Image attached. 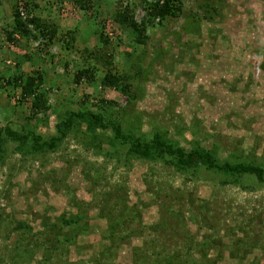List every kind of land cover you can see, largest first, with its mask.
Returning <instances> with one entry per match:
<instances>
[{"label":"rangeland","instance_id":"obj_1","mask_svg":"<svg viewBox=\"0 0 264 264\" xmlns=\"http://www.w3.org/2000/svg\"><path fill=\"white\" fill-rule=\"evenodd\" d=\"M181 1L185 12H197L195 0ZM12 3L0 0V40L1 30L8 29ZM17 5L23 6V0ZM98 7L96 20L101 21L110 7L104 0ZM220 8L221 17L214 16L213 24L197 12L196 34L180 32L182 17L146 32L149 41L141 63L145 75L131 86L138 96L131 104L110 89L68 84L56 57L50 61L32 53L37 41L28 42L26 50L1 45L2 75L42 71L47 77L38 88L51 89L46 92L48 102L63 98L71 105L63 109L53 104L57 113L50 109L32 117L30 98L19 102V88L6 86L0 90V126L7 120L17 130L31 129L47 140L57 135L55 123L63 112L77 110L84 96L91 102L102 98L113 102L114 114L87 110L101 114L104 122L118 120L125 130H137L139 122L135 134L166 132L185 149L203 146L213 151L218 163L260 165L264 175V0H224ZM33 11L59 32L75 30L89 46L95 43L93 29L69 2L47 0ZM108 26L116 27L113 22ZM174 32H180L178 39ZM115 33L122 41L113 47L112 61L118 71H126L137 51L128 46L127 33ZM105 34L116 44L111 32ZM58 48L52 46L50 54ZM24 53L30 59H24ZM75 65L69 62L67 70ZM72 122L49 151L26 153L16 143H3L1 264L11 259L18 264H134L144 242L146 252L180 249L184 264H264V185L252 176L233 177L198 165L177 171L163 160H135L124 148L114 152L109 128L89 131L85 121ZM77 218L76 225L63 223ZM112 223H117L114 236L122 238L103 256ZM157 224L161 236L149 230ZM56 236L59 243L45 251L42 244Z\"/></svg>","mask_w":264,"mask_h":264},{"label":"trees","instance_id":"obj_2","mask_svg":"<svg viewBox=\"0 0 264 264\" xmlns=\"http://www.w3.org/2000/svg\"><path fill=\"white\" fill-rule=\"evenodd\" d=\"M58 4L64 1L69 2L78 13L82 16V20L88 24L92 30V36L95 43L89 46L82 39L81 35L75 30L67 32H59L58 27L53 23L47 22L45 19H40L37 15L39 12L33 10L39 9L41 3L47 5V0H23V6H18L19 0H13L10 5V19L7 22L8 29L1 30L3 32L4 40L7 46L26 50L28 42L37 41L36 47L32 53L40 55V58L49 57L53 61L54 57L56 65H61L67 75L66 81L68 84L79 85L85 84L92 86L94 91H102L106 89L113 90L126 98L127 103L131 104L138 100V96L131 90V86H135L138 81L144 78L145 72L142 73L141 63L144 59V46L148 43L149 37L146 32L153 29L156 25H161L163 22L183 18L184 22L181 24L180 32L184 34H196L199 32L200 19H198L199 11L202 12L203 18L208 24H213L214 16H220L221 1L224 0H195V11L185 12L181 0H104V3L110 7L101 21L96 20L98 12V4L100 0H56ZM197 2V3H196ZM19 8L25 10L23 16H20ZM140 12L139 18L135 17V13ZM109 22H113L116 27H109ZM111 32L115 37L116 44L111 43L109 37L105 32ZM127 33V43L133 45V50L136 52L135 62L129 61L127 58L123 61L128 62L126 71H118L117 64L113 63V47L120 44L121 38L115 33ZM180 32H174L178 39ZM17 37H16V36ZM19 39H24V43L19 42ZM59 44L58 52L54 55L50 54L49 50L52 46ZM151 45H154L151 43ZM138 46L143 47L142 50H137ZM31 51V49H30ZM129 56V52H125ZM159 55V53H157ZM24 59H30L28 53L22 54ZM74 57V59L72 58ZM69 62L76 64L74 69L70 72L67 70ZM132 71L128 74L129 70ZM47 77L42 71L32 69V72L27 74H12L2 75L0 73V90L6 86L19 88V98L17 101L23 102L30 98L29 112L32 117L37 114L44 113L50 109L56 110L53 104H57L60 108H68L71 102L64 101L63 98L58 100L55 98V103L50 104L46 92L51 89L39 91V86ZM142 81V80H141ZM66 85V84H64ZM63 86V85H62ZM59 89V86H57ZM66 90V89H64ZM89 96H84L80 102V107L77 110H67L63 112L59 120L55 123V133L57 135L51 136L47 140L35 134L33 130L14 127L10 122H3L0 126V155L3 143H16V146L25 149L26 153L39 154L53 149L64 137L66 131L72 125V120H83L86 124V129L89 131L98 128L100 130L109 128L112 134L111 141L115 145V151L118 152L120 148H124L125 154L132 159L143 162H154L156 160H163L167 165L177 171L192 169L198 165L205 169H214L222 173H228L231 176L249 175L255 181L264 185V175L262 168L251 163H234L228 162L218 163L213 159V151L206 149L203 146L194 144L191 148L185 149L174 140L169 139L166 132H159L157 130L148 135L142 133L135 134L134 131H139V122H136L137 130H125L122 128L118 120L104 122L102 115L98 112H90L89 107L101 109L107 114H114L111 110L113 102L106 101L102 98L89 101ZM56 106V105H55ZM2 110V109H1ZM57 113V111H55ZM116 113V112H115ZM23 153V152H22ZM1 159V157H0ZM236 183V182H235ZM122 201V199H120ZM76 220L69 219L63 221L67 225H76ZM117 223L109 225L108 229V243L104 245L101 255L106 256L111 252L113 244L120 242L122 237L114 236V228ZM26 229L28 227L24 226ZM161 225H152L150 231H160L162 235ZM65 244L68 242L65 237L61 238ZM57 236L55 241H46L43 243L45 251L49 248L54 249L55 244H58ZM28 244V243H27ZM145 242L140 246L141 253L135 254L136 264H184L180 260V249L174 252L167 253L163 248L159 251L148 250L146 252ZM29 245V244H28ZM32 249L33 244L29 245ZM35 250V247L32 249ZM31 250V252H32ZM153 259H152V258ZM151 259V260H150ZM18 260L11 259L4 264H18ZM134 263V264H135ZM1 264V260H0ZM99 264V263H96Z\"/></svg>","mask_w":264,"mask_h":264},{"label":"built area","instance_id":"obj_3","mask_svg":"<svg viewBox=\"0 0 264 264\" xmlns=\"http://www.w3.org/2000/svg\"><path fill=\"white\" fill-rule=\"evenodd\" d=\"M19 12H20V16H23L25 14L24 10H22L21 8H19Z\"/></svg>","mask_w":264,"mask_h":264},{"label":"crops","instance_id":"obj_4","mask_svg":"<svg viewBox=\"0 0 264 264\" xmlns=\"http://www.w3.org/2000/svg\"><path fill=\"white\" fill-rule=\"evenodd\" d=\"M5 43H2V40H0V46L3 45L4 46ZM0 64H2V60L0 61ZM6 76V75H5Z\"/></svg>","mask_w":264,"mask_h":264}]
</instances>
